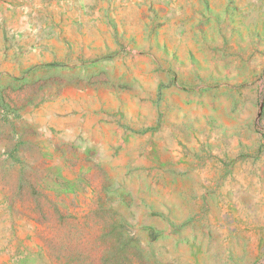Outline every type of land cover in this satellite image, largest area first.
<instances>
[{
    "label": "rangeland",
    "instance_id": "obj_1",
    "mask_svg": "<svg viewBox=\"0 0 264 264\" xmlns=\"http://www.w3.org/2000/svg\"><path fill=\"white\" fill-rule=\"evenodd\" d=\"M0 264H264V0H0Z\"/></svg>",
    "mask_w": 264,
    "mask_h": 264
}]
</instances>
